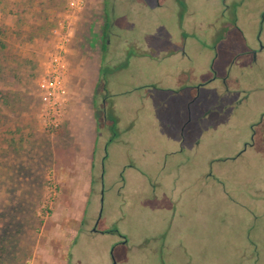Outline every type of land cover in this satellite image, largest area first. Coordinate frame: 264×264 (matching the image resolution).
<instances>
[{
  "label": "rangeland",
  "instance_id": "rangeland-1",
  "mask_svg": "<svg viewBox=\"0 0 264 264\" xmlns=\"http://www.w3.org/2000/svg\"><path fill=\"white\" fill-rule=\"evenodd\" d=\"M0 264H264V0H0Z\"/></svg>",
  "mask_w": 264,
  "mask_h": 264
},
{
  "label": "built area",
  "instance_id": "built-area-1",
  "mask_svg": "<svg viewBox=\"0 0 264 264\" xmlns=\"http://www.w3.org/2000/svg\"><path fill=\"white\" fill-rule=\"evenodd\" d=\"M87 0H66L67 8L72 11L82 9ZM66 41V40H65ZM62 55H52L44 66L42 75L36 82L42 110L49 115L50 125L57 126L68 100L65 84L66 60L65 48L60 44Z\"/></svg>",
  "mask_w": 264,
  "mask_h": 264
},
{
  "label": "crops",
  "instance_id": "crops-1",
  "mask_svg": "<svg viewBox=\"0 0 264 264\" xmlns=\"http://www.w3.org/2000/svg\"><path fill=\"white\" fill-rule=\"evenodd\" d=\"M95 74H96V77H98L99 75L98 66H96L95 68ZM72 115H71V111H69L68 113L66 112L64 114V120H65V129H64L65 131L64 132L66 134L73 135V137L76 139V143L78 141V144H80V146L82 147L84 146V148L88 147L87 151L91 152L92 147H93V142H94V132H93L94 131V121H93V116H92L93 114L91 115V117L87 118L85 121H83L81 118L72 117ZM84 152L87 153L86 151ZM81 155H82V152H81ZM88 193H89V190H88Z\"/></svg>",
  "mask_w": 264,
  "mask_h": 264
},
{
  "label": "flooded vegetation",
  "instance_id": "flooded-vegetation-1",
  "mask_svg": "<svg viewBox=\"0 0 264 264\" xmlns=\"http://www.w3.org/2000/svg\"><path fill=\"white\" fill-rule=\"evenodd\" d=\"M90 230H91V232H96L97 230H96V222H95V220L92 222V224H91V226H90ZM159 236H161V235H159ZM158 236V237H159ZM157 238V237H156ZM161 242H162V244L164 243V239H165V235H163L162 237H161ZM150 239L148 238V239H145V241H149ZM151 240L153 241H156L155 239H152L151 238ZM125 243V241H124V239H123V237H119V241H118V243L117 244H119V245H123Z\"/></svg>",
  "mask_w": 264,
  "mask_h": 264
},
{
  "label": "trees",
  "instance_id": "trees-1",
  "mask_svg": "<svg viewBox=\"0 0 264 264\" xmlns=\"http://www.w3.org/2000/svg\"><path fill=\"white\" fill-rule=\"evenodd\" d=\"M103 29H104V30H103V32L101 33V36L104 38V40L102 41V43H101V45H100V47H99L101 53H104V49H105V37H104L105 23H104V28H103ZM102 57H103V55H102ZM102 57H101V59H102ZM100 62H101V61H100ZM100 62H98V70H99V73H100Z\"/></svg>",
  "mask_w": 264,
  "mask_h": 264
}]
</instances>
